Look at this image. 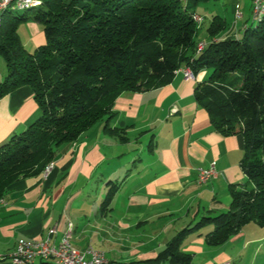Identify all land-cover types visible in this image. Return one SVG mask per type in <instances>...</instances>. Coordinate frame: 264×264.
<instances>
[{
  "label": "crops",
  "instance_id": "obj_1",
  "mask_svg": "<svg viewBox=\"0 0 264 264\" xmlns=\"http://www.w3.org/2000/svg\"><path fill=\"white\" fill-rule=\"evenodd\" d=\"M228 1L230 22L216 2L204 3L209 17L204 15L196 41L241 36L252 22V2ZM212 15L224 17L227 28L210 38ZM38 45L32 43L29 50ZM3 66L0 61V73ZM182 69L158 88L121 92L107 122L118 133L106 131V122L100 121L60 146L48 173L44 169L8 186L0 203V256L5 257L0 264H13L8 255L18 238L44 237L55 228L51 242L57 244L69 227L70 243L80 251L92 246L117 264H173L149 260L186 226L226 211L232 185H252L240 167L242 137L217 131L195 99L208 72L187 78ZM38 115L29 86L0 97V145ZM212 162L216 177L199 183L198 168ZM112 188L110 200L103 203ZM212 229L207 225L182 239L190 264L263 263L264 226L248 223L217 246L205 242Z\"/></svg>",
  "mask_w": 264,
  "mask_h": 264
},
{
  "label": "trees",
  "instance_id": "obj_2",
  "mask_svg": "<svg viewBox=\"0 0 264 264\" xmlns=\"http://www.w3.org/2000/svg\"><path fill=\"white\" fill-rule=\"evenodd\" d=\"M210 0H39L22 12L8 11L0 23V57L6 75L0 97L29 86L39 115L22 132L0 145V199L20 177L38 175L58 148L71 143L100 121L105 130L114 102L123 91L158 88L181 68L193 76L207 71L195 89L213 127L240 135V167L250 187H230L228 209L201 217L180 230L150 262L190 264L181 249L191 231L210 225L205 242L217 246L248 223L264 226V16L239 37L210 39L197 51L201 26L196 5ZM203 20H204V16ZM40 23L45 40L26 50L18 26ZM227 28L212 15L207 32L217 37ZM113 188L103 203L110 200ZM264 264V261L263 263Z\"/></svg>",
  "mask_w": 264,
  "mask_h": 264
},
{
  "label": "built area",
  "instance_id": "obj_3",
  "mask_svg": "<svg viewBox=\"0 0 264 264\" xmlns=\"http://www.w3.org/2000/svg\"><path fill=\"white\" fill-rule=\"evenodd\" d=\"M3 1L6 0H0V2ZM257 9L258 0H255L252 9V16ZM239 15L240 12L236 11V17ZM205 45L206 41H203V46L200 51ZM182 71L185 77H194L190 69L183 68ZM216 175L217 171L215 168V162H212L207 168H198L197 179L198 182L201 183V180H210L216 177ZM2 201L3 200L1 199L0 203ZM54 232L55 228H52L51 232L47 233L44 237L18 238L14 250L8 255V258L13 264H31L36 260H46V264H117L116 262L108 260L102 251L95 249L92 246H88L83 251L74 248L70 243V227L57 244L51 242V235L54 234ZM0 258L5 257L0 256Z\"/></svg>",
  "mask_w": 264,
  "mask_h": 264
},
{
  "label": "rangeland",
  "instance_id": "obj_4",
  "mask_svg": "<svg viewBox=\"0 0 264 264\" xmlns=\"http://www.w3.org/2000/svg\"><path fill=\"white\" fill-rule=\"evenodd\" d=\"M213 1L216 2L215 7L217 6L216 8L221 13V15H224L226 19L230 22L231 20L230 1L228 0H213ZM209 4H212V3H209ZM195 8L199 13H201V16H204V15L208 16L206 15V9L204 8V3L197 4ZM22 11L23 10H20V11L15 10L13 11V13L22 12ZM207 23H208V20L206 18V20L203 23V26H205ZM255 24H256L255 22L253 21L251 22L252 26H255ZM17 30H18L20 41L26 50H29V48H31L32 43L39 42V44H42L45 40L42 25L32 20L20 23ZM198 36H199V33H197L195 38H197ZM0 61H2L4 65L3 69L1 70L2 73H0V77L3 79L4 76L6 75V69H5L4 61L1 57H0ZM205 81L206 82L208 81V74H207V77H205L203 82Z\"/></svg>",
  "mask_w": 264,
  "mask_h": 264
},
{
  "label": "bare ground",
  "instance_id": "obj_5",
  "mask_svg": "<svg viewBox=\"0 0 264 264\" xmlns=\"http://www.w3.org/2000/svg\"><path fill=\"white\" fill-rule=\"evenodd\" d=\"M39 0H6L3 2H0V23L1 19L4 13L8 11H20L28 6L35 5ZM252 1V9L255 3V0ZM264 16V0H258V9L252 16V20L255 21L256 23H259ZM195 21L198 25L202 23V16L197 15L195 16ZM203 46V41L199 42L197 44V51H200V49ZM49 170V165L45 168V172H48ZM209 180H201V183H206ZM43 261L46 264V260H39Z\"/></svg>",
  "mask_w": 264,
  "mask_h": 264
}]
</instances>
